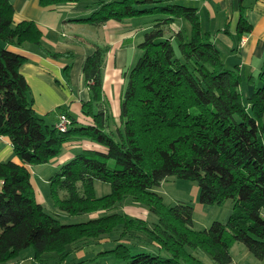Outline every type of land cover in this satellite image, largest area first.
<instances>
[{
    "label": "trees",
    "instance_id": "16d2710c",
    "mask_svg": "<svg viewBox=\"0 0 264 264\" xmlns=\"http://www.w3.org/2000/svg\"><path fill=\"white\" fill-rule=\"evenodd\" d=\"M147 14L162 17L139 44L142 53L129 72L121 103V126L108 131L109 116L95 111V102L103 97L104 50L97 47L83 68L92 94L83 110L93 122L82 125L66 112L72 124L61 132L35 109L21 71L28 58L8 45L34 43L54 58L73 53L47 48L38 23H16L11 0H0V135L10 138L18 159L0 162V262L19 257L29 247L36 258L47 252L65 258L67 245L113 233H119L118 243L98 255L123 264H205L193 253L196 249L218 264H231L236 242L264 260V69L248 76L254 92L245 97L240 68L226 67L194 6L164 0L103 1L90 17L77 21L100 24ZM175 18L190 22V36L182 30L169 35ZM252 30L241 7L239 39ZM73 136L90 138L108 150H84L54 173L50 177L54 204L68 216L106 212L64 222L40 202L29 165L49 163ZM170 176L196 182L203 204L233 200L228 220L196 229L193 203L168 204L155 190ZM96 180L110 184V192L99 196ZM129 198L148 207L156 220L150 223L116 211ZM138 232L147 236L150 249L120 242Z\"/></svg>",
    "mask_w": 264,
    "mask_h": 264
},
{
    "label": "crops",
    "instance_id": "0c3cea01",
    "mask_svg": "<svg viewBox=\"0 0 264 264\" xmlns=\"http://www.w3.org/2000/svg\"><path fill=\"white\" fill-rule=\"evenodd\" d=\"M103 1L112 0H82L75 4H53L43 6L40 0H11L15 7V22L22 20H34L43 31V44L54 52L73 53L72 57L54 58L44 52L34 43L26 42L22 45H8L10 49L25 55L28 60L22 65L21 71L27 78L31 87V96L37 112L44 116L49 124H55L61 112H67L82 125L93 122L90 115L83 110V102L92 97L91 90L84 81V62L97 47L104 50V63L102 68L103 97L95 102V111L104 110L109 116L108 131H115L121 126V103L128 82L129 72L137 63L142 51L139 44L144 40L145 34L150 31L158 14H149L138 17L126 18L122 21L110 19L104 23H89L77 21L78 19L90 17L96 12ZM167 3L189 4L198 9L204 32L212 35V40L221 51L223 61L228 68L239 67L243 77L242 91H246V97L252 95L254 86L248 81L250 74H257L264 69V0H164ZM241 7L253 30L244 34L241 40L238 37V23L241 17ZM169 35L180 30L187 36L191 35L192 26L185 18H175L170 25ZM240 40V41H239ZM70 66L68 70L66 67ZM91 149L107 152V146L87 137L73 136L64 145L61 153L49 163L40 165H29L33 174V180L39 190V200L46 210L53 215H61L64 222L80 219L82 215L69 217L55 204H45L40 198V185L44 183L43 176L59 171L61 167L74 158L80 152ZM18 160L15 155L12 142L9 137L0 135V162ZM50 168L51 172H48ZM51 175V176H50ZM177 178V177H176ZM48 179L46 183H49ZM100 180H96V189L99 196L110 190L100 191ZM174 182L173 176L166 178L162 184L155 188L157 192L166 195L165 184ZM193 182V181H192ZM3 182L0 180V190ZM192 192L195 199L186 202L193 203L195 214L209 216L214 207L203 204L199 200V185L192 184ZM64 197V196H63ZM165 201L166 197L164 196ZM231 201V200H228ZM134 217L147 219L150 223L156 220V216L143 204L135 203L128 209H117ZM106 211L95 212L97 216ZM228 209L229 216L232 214ZM91 213L89 216H92ZM88 216L86 214H83ZM87 217L85 219L91 218ZM77 218V219H76ZM195 228L198 221L194 218ZM206 227V226H205ZM204 227V228H205ZM118 233L103 235L95 238H86L67 245L66 257L62 253L47 252L39 258L35 257L32 247L22 250L19 257L0 262V264H60L71 262L73 264H123L110 256H99L106 249L114 247L118 241ZM112 236V237H111ZM117 236V237H113ZM140 236V235H139ZM121 238L120 242L131 243L134 249L152 246L147 243L142 245L133 238ZM231 252L233 262L231 264H264V260L256 257L241 242H236ZM195 255L201 258L205 264H218L213 258L203 251L196 249ZM253 256V257H252Z\"/></svg>",
    "mask_w": 264,
    "mask_h": 264
},
{
    "label": "rangeland",
    "instance_id": "374dc122",
    "mask_svg": "<svg viewBox=\"0 0 264 264\" xmlns=\"http://www.w3.org/2000/svg\"><path fill=\"white\" fill-rule=\"evenodd\" d=\"M183 5H185V4H183ZM187 6H190V5L187 4ZM147 15H149V14H147ZM243 94L245 96L246 91H244ZM48 172H51L50 168H48ZM39 176H41V177L43 176L44 178L48 179L49 175H35L36 178H38ZM47 179H45L44 183H42L40 185V198L44 199L45 204H47V205L50 204V201L47 199H50L54 205V200L52 199L51 194H50V180L48 179L49 183H46ZM173 179H174V182H172V183L169 182V183L165 184L167 187V191H166V195H164V196L166 197V200L169 203H176L178 201H188L190 199H195V194H194V192H192V190H193L192 184H195L196 186H198V184L196 182L176 178L175 176H173ZM99 183H101V185H103V186H100V188H99L101 192L105 191V189H108V190L111 189L110 184L105 183L103 181H99ZM60 195L65 196L66 195L65 190L60 191ZM199 195H200V187H199ZM229 200H231V199H229ZM131 205H135V202L129 198L128 200H126L124 203H122L119 206V209H122V210L128 209L129 206H131ZM209 205H210L209 207H214L212 213L209 216H206L205 214H201L199 211L197 212V214H195L194 218L198 221L197 227H199V228L204 229L205 226H206L205 228H207L215 220L224 221L227 218V216H229V213H227V210L232 209V211H233V208H234L233 207V205H234L233 200H231V201L227 200L226 202L221 203V204L215 203V204H209ZM86 215L89 216V214H86ZM97 215H96V213L92 214V216H97ZM88 216L82 215V217L80 219H85ZM69 217H71V216H69ZM89 217H91V216H89ZM117 235H119V233ZM113 237H117V236H113ZM127 237H128L127 239L133 238L134 241H136L137 243H140L142 245L146 244V241H147V236L144 233H140V232L135 233L132 236H127ZM255 259H257V258H255Z\"/></svg>",
    "mask_w": 264,
    "mask_h": 264
},
{
    "label": "built area",
    "instance_id": "2783aa9c",
    "mask_svg": "<svg viewBox=\"0 0 264 264\" xmlns=\"http://www.w3.org/2000/svg\"><path fill=\"white\" fill-rule=\"evenodd\" d=\"M72 124L71 118L68 116L66 112H61L58 116V120L56 121V127L59 131L65 132L70 129ZM61 264H70V263H61Z\"/></svg>",
    "mask_w": 264,
    "mask_h": 264
}]
</instances>
